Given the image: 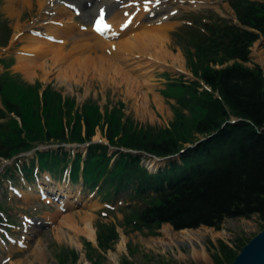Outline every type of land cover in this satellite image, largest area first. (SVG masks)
<instances>
[{"label": "trees", "instance_id": "1", "mask_svg": "<svg viewBox=\"0 0 264 264\" xmlns=\"http://www.w3.org/2000/svg\"><path fill=\"white\" fill-rule=\"evenodd\" d=\"M228 4L236 22L212 11L185 16L180 50L194 80L170 83L177 106L168 127L128 126L120 102L114 113L94 103L78 108L74 98L62 99L50 86L39 98L40 83L17 89L5 75L0 79V158L11 159L36 144H84L105 126L111 147L177 157L150 173L140 165L142 155L119 150L108 155L107 146L95 143L84 157L78 152L71 158L61 149L38 153L40 168L60 176L69 166L73 183L81 178L90 189L127 193L136 204L125 208L126 224L151 235L163 224L174 231L219 230L225 219L253 215L264 225V72L243 65L260 38L264 50V0ZM33 166L31 161L22 167L27 179ZM95 229L97 250L110 249L118 238L115 225L98 222ZM83 246L86 259L95 261V248L85 241ZM224 251L230 264L234 255ZM53 255L58 264L78 259L66 249Z\"/></svg>", "mask_w": 264, "mask_h": 264}, {"label": "rangeland", "instance_id": "2", "mask_svg": "<svg viewBox=\"0 0 264 264\" xmlns=\"http://www.w3.org/2000/svg\"><path fill=\"white\" fill-rule=\"evenodd\" d=\"M15 1V4L7 8V0H0V41L8 42L5 48H0V60L5 65L15 62L20 57L18 52L24 54V58L32 59L28 54L37 52H31L35 45L30 46L29 39L48 42L54 45L55 50L47 56L34 54L37 58L32 60L37 62L33 64L29 78L51 83L63 96L74 98L78 108L84 103H94L102 112L107 110L114 113L120 102L123 104L122 114L129 122L128 126L132 124L160 129L168 127L174 121V107L177 106L172 98L175 89L168 84L180 78L185 81L194 80L180 50V38L185 36L183 25L187 24L183 21L185 15L210 10L227 20H234L228 0H159V4L156 0ZM133 2L141 4L132 7ZM42 3L45 4L43 8ZM124 5L129 6V11L123 9ZM98 6H105V12L117 20L120 15L119 17L125 19L123 22H134L133 30L128 29L122 35L119 32L117 36L106 37L109 43H114L112 52L106 51V48L102 52L87 49L83 45L86 42L85 36L79 34L88 30V23L101 10ZM123 10L127 11L123 14L120 12ZM164 15L169 16L166 21L150 24V21L154 22L158 16ZM64 21L69 24L62 23ZM31 25H35V29L30 28ZM7 30L9 41L4 36ZM48 33H63L68 38H55L50 41ZM68 39V44L61 49ZM132 39L137 40L135 47L132 46ZM142 39L147 40L146 45L141 43ZM167 53L171 60L166 58ZM108 58L112 64H116L118 71L106 68L105 60L109 61ZM175 59H178L177 66L172 64ZM163 60H166V64ZM44 62L53 67L61 65L54 71L51 67H47V71L40 70ZM243 65L247 68L259 66L264 72L261 40L252 45L249 61ZM24 75L27 76L26 73ZM105 130V126L103 129H96L91 138L92 142L100 140L105 143ZM38 148L63 151L75 149L76 153L84 151L83 146H57L55 143H45ZM113 151V148H109L108 155ZM153 158L143 160V165L148 167ZM9 165L7 161L0 162V264H58L53 254L60 249L72 250L78 255L76 262L69 261L66 264H218L217 260L219 264H229L225 259L224 248L230 250L235 257L250 239L264 229L256 215L250 218L225 219L219 230L206 227L185 229L200 233V243L194 249L199 254L203 253L205 260H197L193 257L192 249L177 240L176 235L182 230L174 231L170 225L163 224L156 230V235H151L146 229L136 231L128 227L123 212L127 202L134 204L133 201L116 198L115 202H107L100 194L81 192L79 184H58V181L55 184L49 183L44 174L31 182L25 181L19 173L10 174L9 177L13 175L10 178L13 185L10 186L6 179H1L3 167ZM149 167L153 171L159 166L152 168L150 164ZM45 184L51 186L48 191L55 196L62 191L64 197H58L59 204L52 196L40 198L41 194L37 190L39 186L46 188ZM78 197L79 200L76 201ZM67 200L76 203L66 204ZM71 214L76 217L69 218ZM84 214L88 215L95 235L98 222L115 225L118 238L110 249L97 250L96 238L92 243L77 234L78 229L84 228L80 220V215ZM3 228L9 230L5 232ZM84 241L90 242L96 250L92 253L95 260L93 262L85 257ZM39 244L44 250L42 257H38L35 252Z\"/></svg>", "mask_w": 264, "mask_h": 264}, {"label": "bare ground", "instance_id": "3", "mask_svg": "<svg viewBox=\"0 0 264 264\" xmlns=\"http://www.w3.org/2000/svg\"><path fill=\"white\" fill-rule=\"evenodd\" d=\"M43 1V0H42ZM45 1V0H44ZM15 0H7V5L8 6H6L7 8L8 7H10V6H12L13 4H15ZM39 2V1H38ZM126 2V1H125ZM44 3V2H43ZM42 3V4H43ZM48 3V2H47ZM132 3V2H131ZM41 4V5H42ZM139 4H141V3H139ZM52 5V4H51ZM123 5V4H122ZM137 5L138 4H134L133 6H132V4H131V6L132 7H134V6H136L137 7ZM45 6V4H43L42 5V8ZM140 6V5H139ZM138 6V7H139ZM104 8H106L105 6H104ZM40 9H41V7H40ZM123 9H127L128 11H129V6L128 5H124L123 6ZM144 9H145V7H144ZM52 10H54V9H52ZM61 10V9H60ZM103 10V9H102ZM127 10H123V11H120L121 13H123L124 14V12L125 11H127ZM139 10V9H138ZM101 11V10H100ZM99 11V12H100ZM109 11V10H108ZM140 11H142V10H140ZM139 11V12H140ZM145 11V10H144ZM143 11V12H144ZM146 11H147V9H146ZM150 11H151V8H150ZM53 12V11H52ZM138 12V11H137ZM137 12H134V13H136L135 15H137ZM142 12V13H143ZM43 13V12H42ZM50 13V12H49ZM55 13V12H54ZM123 14H121V15H123ZM139 14V13H138ZM105 15H107L108 16V18L107 19H105V23H104V32L103 33H101V34H98V33H96L94 30H93V20H94V18H96V17H94L93 19H92V22L91 23H88V30L86 31V32H84V33H79L80 35H83V36H85L84 38H85V40H86V42L83 44L87 49H90V50H92L93 52H98V51H100V52H102L105 48H106V51L107 50H111L110 52H112V51H114V50H112V49H114V48H112V46H113V44L114 43H109L110 41H108V39H106V37H111V36H116V35H119V32H120V34L122 33H125V32H127L128 31V29L129 30H131L132 28H133V25H134V22H132V24H130V26L129 27H125V26H123L124 25V22H123V20L125 21V19H122L121 17H119L120 15H118V18H119V20H117V19H115L113 16H109V13L108 14H105ZM134 15V14H133ZM134 15V16H135ZM170 15V14H169ZM133 16V17H134ZM130 17V16H129ZM133 17H131V18H133ZM138 17V16H137ZM124 18H125V16H124ZM127 18V17H126ZM159 18V19H158ZM158 18H157V20L156 21H154V22H151L150 21V24L151 25H153V24H156L155 22H159V21H162V20H167L168 18H169V16H158ZM74 18H72V20H73ZM156 19V18H155ZM127 20H129V19H127ZM51 22V21H50ZM127 22H130V21H127ZM35 23V22H34ZM62 23H65V24H69V22H67V21H64V22H62ZM47 24V23H46ZM57 24V23H56ZM138 24V23H137ZM143 25V23H140V25ZM160 23H158V25H159ZM24 25V24H23ZM41 25V24H40ZM105 25H107V27H105ZM136 25V24H135ZM141 25V26H142ZM20 26V25H19ZM157 26V25H156ZM37 27V26H36ZM40 27V26H39ZM20 28V27H19ZM30 28H34L35 29V25H31V27ZM153 28H156V27H153ZM17 29V28H16ZM136 29V28H135ZM156 29H159V28H156ZM155 29V30H156ZM33 29H31V31H32ZM133 30V29H132ZM156 32V31H155ZM121 34V35H122ZM156 34H157V32H156ZM155 34V35H156ZM48 35H50V38L51 39H49V40H54L55 38L57 39V38H63V37H67L68 38V35L67 34H63V33H53V34H50V33H48ZM78 35V34H77ZM17 36V35H16ZM139 36V35H138ZM153 36V35H152ZM84 40V41H85ZM131 40V39H130ZM135 40V39H134ZM133 39H132V46H134L135 44H137V40H135L134 41ZM70 40L68 39V40H66L65 42H64V44L61 46V49H63L67 44H68V42H69ZM25 42V41H24ZM155 42V41H154ZM29 43H30V46H34V48H32L30 51L31 52H33V50L35 51V52H37V53H29L28 55L32 58V59H36L37 58V56L36 55H34V54H40V56H42L41 54H44L45 56H47L50 52H52V51H54L55 50V48H54V45H52V44H50V43H46V42H37V41H35V40H33V39H29ZM109 43V44H108ZM141 43L142 44H144V45H146L147 44V40L146 41H144V39H142L141 40ZM146 43V44H145ZM128 45H129V43H128ZM141 45V44H140ZM149 46H150V44H148ZM136 46V45H135ZM134 46V47H135ZM138 46V45H137ZM112 48V49H111ZM140 48V47H139ZM133 49V48H132ZM131 49V50H132ZM136 49H138V48H136ZM21 50H24V49H21ZM20 50V51H21ZM134 50V49H133ZM109 53V52H108ZM113 54H115V53H113ZM115 56V55H114ZM116 57V56H115ZM169 57L170 56H168V53L166 54V58H168L169 59ZM119 58V57H118ZM172 58V57H171ZM32 59H26V58H24V54H22V55H20V57H17V64L14 66V69L15 70H17V71H19V72H22L23 74H27V76H29L30 75V72H31V68H32V66H33V64H35L36 62H37V60H32ZM109 59V58H108ZM174 59V58H173ZM52 60V59H51ZM169 60H171V59H169ZM60 61V60H59ZM68 61V60H67ZM164 61V64H166V60H163ZM173 61V60H172ZM105 62L107 63L106 65H107V69H110V70H113V71H118L117 70V68L115 67V65L116 64H112L111 62H110V59H109V61L108 60H105ZM125 62V61H124ZM60 63L62 64V62L60 61ZM60 64V65H61ZM124 64V63H123ZM173 65H179V63H178V59H175L174 61H173V63H172ZM60 65H55V67H53V65H51V66H49L48 65V62H44V65L42 66V69H40V70H45V71H47V67H51V69H52V71H54V70H56V69H58V67H60ZM121 65V64H120ZM127 67V66H126ZM125 67V68H126ZM24 71V72H23ZM161 163H163L161 160H155L154 159V161L152 160L151 162H150V164H152V168H155V167H157V166H159ZM64 197V196H63ZM79 200V197L77 198V200L76 201H78ZM76 201H68L67 200V202H65L66 204L68 203V204H70V205H73L74 203H76ZM69 218L71 217H76L75 215H73V214H71V215H69L68 216ZM64 220H66V217L64 218ZM80 220L82 221V223L84 224V228L83 229H81V230H77V234L78 235H82V236H84L86 239H88L90 242H92V243H94V241H95V231H94V228H93V226H92V224H91V221H90V219H89V217H88V215L87 214H84V215H80ZM200 233H198V232H193V231H190V230H182L181 232H178L177 233V235H176V238H177V240L179 241V242H183V243H185V244H187L191 249H192V252H193V257H194V259H199V258H201L202 260H205V258H204V255H203V253H201V254H199V253H197L196 251H195V249H194V246L196 245V244H199L200 243V241H199V238H200V235H199ZM35 252H36V254L38 255V257H42L43 256V254H44V250H43V248H42V246L39 244V246L36 248V250H35Z\"/></svg>", "mask_w": 264, "mask_h": 264}, {"label": "water", "instance_id": "4", "mask_svg": "<svg viewBox=\"0 0 264 264\" xmlns=\"http://www.w3.org/2000/svg\"><path fill=\"white\" fill-rule=\"evenodd\" d=\"M230 264H264V229L241 248Z\"/></svg>", "mask_w": 264, "mask_h": 264}, {"label": "crops", "instance_id": "5", "mask_svg": "<svg viewBox=\"0 0 264 264\" xmlns=\"http://www.w3.org/2000/svg\"><path fill=\"white\" fill-rule=\"evenodd\" d=\"M17 61V59H16ZM16 61L15 62H12L11 65L9 64H6V65H9V66H6L3 61L0 60V65L2 66V69L0 70V79L4 78L5 75L8 74V77L14 81H12L13 83L16 84V87L17 89H19V87L23 84H27V85H34L35 83H40L41 84V87L40 89L38 90V96L39 98L41 97L44 89L47 87V86H50L51 89L54 91V92H57L61 95L62 99H65V98H70V97H65L62 95V93L59 91V90H56L55 88L52 87V84L51 83H42L40 82L39 80H36L32 77H28V76H25L22 72H19V71H16L14 69V66L16 65ZM8 78V79H9Z\"/></svg>", "mask_w": 264, "mask_h": 264}, {"label": "snow or ice", "instance_id": "6", "mask_svg": "<svg viewBox=\"0 0 264 264\" xmlns=\"http://www.w3.org/2000/svg\"><path fill=\"white\" fill-rule=\"evenodd\" d=\"M156 3L159 4V0H156ZM105 27H107V25H105Z\"/></svg>", "mask_w": 264, "mask_h": 264}]
</instances>
